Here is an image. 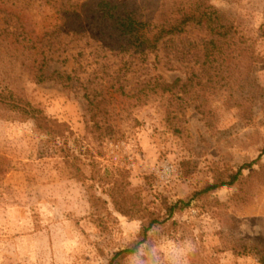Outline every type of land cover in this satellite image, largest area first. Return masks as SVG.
<instances>
[{
	"label": "rangeland",
	"instance_id": "obj_1",
	"mask_svg": "<svg viewBox=\"0 0 264 264\" xmlns=\"http://www.w3.org/2000/svg\"><path fill=\"white\" fill-rule=\"evenodd\" d=\"M211 2L235 22L233 42L249 39L261 62L245 78L237 66L228 84L218 78L206 95H190L185 116L173 126L161 98L146 102L133 95L136 82L128 79L126 94L113 95L114 131L100 141L90 131L82 92L35 85L19 67H0V91L24 96L71 127L68 146L84 173L77 178L33 122L0 108V166L10 167L0 174V264H109L145 229L148 239L139 248L145 264H159L153 247L186 240L196 249L190 264H261L264 173L250 175L264 165V156L258 160L264 149V0ZM160 73L168 81L186 78L182 68ZM257 160L243 170L244 180L166 216L165 202L188 201ZM114 183L128 197V216L113 206ZM152 215L160 222L149 228ZM136 260L133 255L124 264Z\"/></svg>",
	"mask_w": 264,
	"mask_h": 264
},
{
	"label": "trees",
	"instance_id": "obj_2",
	"mask_svg": "<svg viewBox=\"0 0 264 264\" xmlns=\"http://www.w3.org/2000/svg\"><path fill=\"white\" fill-rule=\"evenodd\" d=\"M44 13L48 16L41 18ZM234 30L235 22L211 0H0V67H19L35 85L82 92L90 131L102 141L115 128L113 95L126 94L128 79L136 82L133 95H144L146 102L153 95L161 98L167 123L173 126L185 116L190 95H206L218 78L228 84L237 66L241 78L248 76L261 59L249 39L233 42ZM180 68L185 79L168 81L160 73L172 74ZM256 88L258 94L263 92L260 86ZM0 108L23 122H33L34 132L58 147L76 177L84 175L79 157L68 146L73 132L67 123L50 118L24 96L4 90L0 91ZM262 156L264 149L258 160ZM258 160L240 168L228 182L218 178L188 201L165 202L166 216L244 180L243 170L252 169ZM9 170L0 166V174ZM261 172L264 165L250 176ZM116 185L109 196L114 208L128 216V197ZM158 218H149V228L159 224ZM147 239L145 229L139 242L115 253L109 264H124ZM260 262L264 264V259Z\"/></svg>",
	"mask_w": 264,
	"mask_h": 264
},
{
	"label": "clouds",
	"instance_id": "obj_3",
	"mask_svg": "<svg viewBox=\"0 0 264 264\" xmlns=\"http://www.w3.org/2000/svg\"><path fill=\"white\" fill-rule=\"evenodd\" d=\"M195 250L192 242L186 240L181 243L169 241L163 249L156 246L151 249V252L153 260H158L159 264H190L189 258ZM135 255L137 256L135 264H145V258L139 249Z\"/></svg>",
	"mask_w": 264,
	"mask_h": 264
}]
</instances>
